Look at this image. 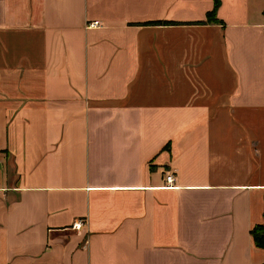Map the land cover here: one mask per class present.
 I'll use <instances>...</instances> for the list:
<instances>
[{
    "label": "crops",
    "instance_id": "0c3cea01",
    "mask_svg": "<svg viewBox=\"0 0 264 264\" xmlns=\"http://www.w3.org/2000/svg\"><path fill=\"white\" fill-rule=\"evenodd\" d=\"M212 5L0 0V264L264 263V0Z\"/></svg>",
    "mask_w": 264,
    "mask_h": 264
},
{
    "label": "trees",
    "instance_id": "16d2710c",
    "mask_svg": "<svg viewBox=\"0 0 264 264\" xmlns=\"http://www.w3.org/2000/svg\"><path fill=\"white\" fill-rule=\"evenodd\" d=\"M219 5V0H213V5H212V10L206 14L205 16V23H216L217 21L215 20V10L217 6ZM263 16V21H264V10L262 13ZM263 200H264V195H263ZM263 222L260 225L254 226L249 234L251 237V240L253 242V245L264 249V213H263ZM264 264V263H263Z\"/></svg>",
    "mask_w": 264,
    "mask_h": 264
},
{
    "label": "built area",
    "instance_id": "2783aa9c",
    "mask_svg": "<svg viewBox=\"0 0 264 264\" xmlns=\"http://www.w3.org/2000/svg\"><path fill=\"white\" fill-rule=\"evenodd\" d=\"M100 27V23L97 21H92L89 22L86 26V28L88 29H96ZM163 182L165 183V187L166 188H171L172 184H173V177L171 174H166ZM82 226V222L78 221V222H74L72 227L76 230H78L80 227Z\"/></svg>",
    "mask_w": 264,
    "mask_h": 264
}]
</instances>
